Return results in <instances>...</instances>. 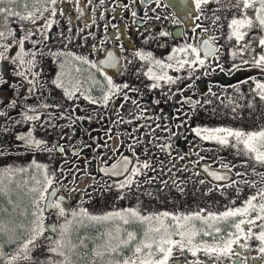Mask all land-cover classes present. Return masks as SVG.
Listing matches in <instances>:
<instances>
[{
  "label": "flooded vegetation",
  "instance_id": "flooded-vegetation-1",
  "mask_svg": "<svg viewBox=\"0 0 264 264\" xmlns=\"http://www.w3.org/2000/svg\"><path fill=\"white\" fill-rule=\"evenodd\" d=\"M206 7L207 5L201 6L203 15H200L192 3V7H186L187 14L181 18L168 6L166 0H55V13L51 14V9H47L43 14L45 16H39L36 19L37 23L33 26L30 22H16L15 17L10 18L14 19L15 24L17 23L16 26H13V30L17 28L20 32L19 35L22 34L21 23H23L25 31L32 30L33 36L25 41L26 48L35 47L44 53L49 51L65 53L63 56L58 55L55 60L49 55L43 57L40 84L53 78L58 66L63 63L65 74L79 80L80 91L93 98L101 97L102 89L107 90V81L96 69H91L87 64H82L67 54L85 55L99 64V61L103 60L111 51L116 66L105 64L100 67L108 76L112 77L114 83L121 85L126 83L128 89H133L129 91L122 88L119 93H115L114 97L109 99L107 105H104L92 104L85 100L79 91L75 94L78 98L68 101L63 97L62 90L53 89L49 93L40 89L38 84L36 93L28 99L29 104L59 103L60 108L50 107L44 110L45 115L50 114L53 117L51 122L57 127L73 124L72 120L66 118L68 115L88 119L90 111L104 109V117L97 118L100 119L98 123L83 130L79 142L68 150L63 148L62 144H57L59 148L64 149L63 153L57 151V147L55 149L64 159L63 162H68L71 166L77 183L74 186L66 185L62 183V176L58 175L56 184L51 185L49 189L56 187L54 197H63L62 204L69 211L73 207L80 206V203L87 197L89 188L97 180H123V176L114 177L99 171V168H110L113 164L121 162V158L124 156H128L134 163L136 157L126 147V145L136 147L132 140L133 137L141 142L137 156L141 160L149 159L151 164L148 169L142 170L134 180L136 186L132 184V188L143 192H152V196H155L159 192L170 193L169 191L176 182L175 186L182 188V191L180 189L179 191L184 193L187 212L204 209L201 215L207 216L209 211L219 213L228 208L243 207V201L249 195L255 196L257 190L262 187L264 165L251 159L250 156H246L242 145L235 149L230 144L221 146L214 141H202L191 132V128L197 125L224 126L223 118L225 116L227 124H229L228 127L244 128L245 131L259 130L262 127L255 123L250 128L241 127V122L236 119V113L232 111L233 107H238L240 103L236 94L238 89L235 88L234 83H230L225 90L217 86L219 83L215 81L219 77L216 74H211L210 77L208 65L206 69L193 68L190 70L185 67L179 72L175 69H168V75L175 78L174 82L166 84L160 81V87L149 89L147 85L153 81L143 74L148 66L147 61L141 62L133 56L136 49L145 51L142 43L147 42L148 39L157 40L156 46L159 52H153L154 56L166 59L167 52L171 51L173 46H179L186 42L197 43L206 36H213L214 43L219 45L216 53L218 56L222 49L219 32L201 33L200 29L196 27V25H200L209 29L208 18L204 16ZM49 18L53 20V23L45 29V34L48 36V39L45 40L38 29ZM174 20L179 23H174ZM161 31H166L170 35L160 37L158 33ZM32 39L37 41L35 46L31 43ZM158 44L164 46L158 47ZM9 51L14 53L15 46ZM209 59L211 63L215 57ZM6 62L0 61V74L6 66L12 67ZM77 67L80 68L79 72L76 71ZM137 69L140 71L138 72ZM154 71L159 72V69L154 67ZM231 75L235 77L238 73H231ZM93 79L96 83L93 82ZM161 84L167 86L164 87ZM178 89H182V91ZM125 93L129 97L127 100L124 99ZM11 94L10 89H4V92L0 93V99L6 102ZM23 94L24 90L21 91V95ZM182 97H189L198 103L191 105L186 103ZM205 100L208 103H204ZM132 101L135 103L133 104ZM73 105L74 107H72ZM2 108L3 105L0 104V109ZM62 110H67L65 118H61L59 115ZM19 111V107L9 110L11 119L3 117L0 120L10 125L9 122L13 117L19 116ZM84 119H76L74 123ZM92 137L96 139L93 141L90 139ZM115 141H117L116 147L113 146ZM84 144H90L91 147H84ZM97 144L100 145L99 148H96ZM157 145H168V147H157ZM93 148H95V152H93ZM145 148L148 150L147 153L143 152ZM74 150L77 152L74 153ZM67 155L72 159L69 160ZM97 156L99 160L94 158ZM225 164L229 166L227 169L222 167ZM128 170L130 171V169ZM86 171L92 172L88 174ZM210 171L219 173L221 178L219 180L213 178L209 175ZM238 173L239 175H237ZM167 186L171 188L165 190ZM125 196L126 194L123 195L124 200L123 197L121 198L123 201H120V205L126 203ZM143 196L144 193L138 194L140 198ZM138 200L141 201V199ZM254 202L258 203L259 198ZM94 210L98 211L99 215H103L112 209L105 207L103 210ZM47 213L49 221L47 220L45 225L48 222L56 223L58 230L59 219L55 210ZM254 215L256 212L252 210L249 212L248 218ZM238 219H243V217L237 214L236 217L229 218L228 223L210 221L222 229L220 233L213 232L207 225H201L198 220L194 221L197 227H204L210 233L208 236L199 234L197 240H206L211 244L214 239L221 241L226 239L230 231L236 232L231 224ZM248 227L247 224L241 225L245 232ZM251 227L253 233L259 232L261 222L255 221ZM44 233L46 234V229ZM101 233L105 234L106 232L101 231ZM237 235L238 240L232 245L230 254L216 256L201 252L198 254V259L204 264H264V253L259 251L260 242L255 236L245 238L243 235ZM245 244L247 247L243 246ZM186 255L187 260L195 259L191 254L186 253ZM174 260L176 264H184L180 259Z\"/></svg>",
  "mask_w": 264,
  "mask_h": 264
},
{
  "label": "snow or ice",
  "instance_id": "snow-or-ice-1",
  "mask_svg": "<svg viewBox=\"0 0 264 264\" xmlns=\"http://www.w3.org/2000/svg\"><path fill=\"white\" fill-rule=\"evenodd\" d=\"M196 8V12L203 15L201 12V6L207 5L209 0H192ZM14 0H0V19H2V25H0V61H7L12 65L10 68L11 76L17 77L19 79H14L9 82L8 76L5 74H0V89L5 85L11 90V97L4 100L0 99V104L3 108L0 109V118L9 117V110L19 107V117L18 120H13V124L23 123L25 130L18 132L16 139L22 141L21 147L26 150L31 151H45L52 152L56 149L57 145L53 143L52 148L47 147L48 141L43 137H37L35 131L37 128V122L40 124V130L43 131L45 127H53L51 123L53 117L48 114L45 115L44 110L51 108H60L59 103L49 104L47 102L39 104H29L28 99L36 93L37 85L39 84L40 89L51 93L53 89L62 90L63 97L68 101H72L75 98V94L79 91L80 95L84 97L85 100L90 101L92 104H104L107 105L110 98L114 97L115 93H119L120 90L128 89V85L125 83L123 85L113 82L111 76H108L101 65H115V58L112 52L109 51L107 56L97 62L92 61L85 55H75L73 53H68V56H72L75 60L80 61L82 64H87L91 69H96L99 74L107 81V90L102 89V96L98 98H93L90 95H86L83 91L79 89V80L70 78L63 71L64 64L61 63L58 66V70L55 76L50 80H45L44 83L40 84L39 79L42 76L43 69V57L45 55L52 56L55 60L58 55L63 56V52H47L44 53L40 49L35 47L26 48L25 41L33 36L31 29L25 31L23 23L20 24L21 35L17 37L14 33L12 27L9 26L10 18L16 17L18 21H27L34 23L35 19L42 16L47 9H51V14L56 11L55 0H33L31 9L25 13L20 11H14L12 5ZM22 7L25 9L29 8L27 3L23 4ZM221 7L226 9H236L232 13L231 18L227 19V36L221 34V39H231L235 38L237 45L241 44V41L245 39L246 33L251 32L253 28H256L257 32H251V35L255 38L256 43L261 49H264V0H229L227 4L221 5ZM238 13V14H237ZM221 17L215 12L212 15V23L216 27H221L218 21ZM174 23H179V21H173ZM53 23L51 18L45 20L43 26L38 30L41 32L43 39H48L45 34V29ZM200 29L201 33H207L208 29L196 25ZM160 37H167L170 33L166 31H161L158 33ZM148 39L147 37L145 38ZM33 46L37 43L35 39L31 40ZM15 46V52L11 53L9 50ZM43 46V45H42ZM163 44H158V47H163ZM253 46V40H247L242 46L236 49L237 52L243 53L246 49L249 54H251ZM219 45L214 43L213 36H206L197 43H183L179 46H173L171 51L167 52L166 59H160L154 56L151 51H144L142 49H136L133 56L141 62L147 61V69L143 74L149 77L153 83L147 85L149 89L160 87V81L164 83L174 82V77L168 75V69H175L179 72L181 69L187 67L188 69L193 68H207L210 63L211 57H215L218 61L219 56L216 55ZM202 53V55H201ZM229 55H232L231 50H229ZM39 57V59H38ZM131 63V60H129ZM242 63H249L248 61H242ZM39 66V70H38ZM219 66V65H217ZM260 68L264 72V51L256 53L251 61V65ZM154 67L159 69V72L154 71ZM232 68L235 69L236 65L233 64ZM76 71L79 72L80 68L77 67ZM139 72L140 69H137ZM223 71V69H221ZM191 75V72H189ZM253 79L254 88L252 89L259 98L264 101V82ZM93 82L96 81L93 79ZM51 86V87H49ZM21 89H24V94L21 95ZM129 91L133 89H128ZM182 91V89H178ZM129 97L124 94V99L127 100ZM182 99L191 105H195L198 101L191 100L189 97H182ZM133 104L135 101H132ZM204 103H208L207 100ZM74 107V105L72 106ZM66 111L62 110L60 112V117H66ZM67 119L72 120L74 123L76 119H84V117H74L73 115H68ZM183 123V122H181ZM7 131V129H5ZM167 131V129H165ZM191 132L199 137L202 141H214L221 146L231 145L232 148H238L242 145L243 152L246 156H250L251 159L264 165V127L259 130H249L245 131L240 128H233L228 126H194L191 128ZM175 135V133H173ZM93 141L95 137L90 138ZM133 143L136 145L133 148L132 145H126L128 150L136 157L133 163L128 156L121 158V163L119 168L116 164H113L110 168H99L101 172H108L112 175H123V180L116 183V188L121 190L119 198L124 195V189H131L134 180L141 174L142 170L149 168L151 161L149 159L141 160L137 156V152L140 151V141L132 138ZM84 147H91L90 144H84ZM100 145L97 144L96 148ZM106 147V145H105ZM157 147L167 148L168 145H157ZM59 151L63 153L64 149L59 148ZM147 149H143L144 153H147ZM95 152V148H93ZM103 155V153H101ZM99 160V157H94ZM246 163L247 161H243ZM35 164V161L32 162ZM63 163V161L61 162ZM37 168L45 170L46 166L42 164H37ZM223 168L227 169L229 166L227 164L222 165ZM120 169L125 171L121 172ZM130 169V171L128 170ZM7 174L11 177L13 170L7 169ZM15 171L23 172L25 169L17 168ZM209 175L213 178L219 180L221 178L220 174L215 171H210ZM239 175V173L237 174ZM53 183L52 176H49L47 172H44V182L35 181L33 187L29 189L31 193V204H32V219L28 224L19 223L13 228H9L7 224L0 221V232L9 235V242L14 238L16 229L21 230L22 237L26 235V238L22 239V243H19L18 249L12 255H6L2 250V245H0V257L4 259V264H15L18 260H29L31 259L29 255V248L36 247L37 239L42 235L45 230L44 225V214L45 210H55L58 217H64V222L59 224L60 232L58 233L56 239L50 242V246L47 251L50 253H55L62 257L60 261L54 262V264H75L72 260L73 250L76 245L73 244L70 239H68V233L70 231V225L73 223V218L85 214V209L80 208L79 212L75 209L71 211V215H68V208L62 204L63 197H52L46 195V190L49 185ZM161 183H164L161 181ZM262 187L257 190L256 195H249L246 200L243 201V207L228 208L226 211L219 213L209 211L207 216L201 215L204 209L199 211H192L186 214L180 212H170V211H160L154 214L142 215L135 208H126L120 211L106 212L103 215L89 216L90 220L94 221H106L112 220L114 218L119 219L124 224L130 222H139L145 227L143 228V233L137 235L133 231H128L126 236L120 234L119 227L116 229L115 240L117 243L113 244L111 242V233H105V239L102 244L94 245L92 248L93 257H103L105 254L109 256V259L105 264H176L173 259L174 253L179 255L191 254L195 259L187 260L185 259L184 264H204L203 261L198 259V254L203 252L208 255L220 254L228 255L232 245L237 242L238 235H243L245 238L249 236H255V238L260 242L259 251L264 253V181L261 182ZM4 188L0 187V192H3ZM56 188H52V192H55ZM182 191V189H180ZM239 192V189H237ZM259 198V202L254 201ZM11 203V201H9ZM255 210L256 215L248 218L250 211ZM24 213H21L23 215ZM239 214L243 219L235 220L231 224V227L235 228L236 232H229L226 239L213 240L209 244L206 240H197L199 234L203 236H208L210 233L204 227H197L194 221H200L201 225H207L215 233H220L222 229L216 226L215 223H210V221L219 222L224 221L228 223L229 218H234ZM170 219L171 223L167 220ZM255 221L261 222V230L259 232H252V225ZM242 224L249 225L247 231L241 228ZM247 247V244L243 245ZM128 249L129 254L124 255V250ZM67 250V251H66ZM146 250V251H145ZM87 255V253H85ZM113 256H123L122 259H112ZM49 264H53L51 257L48 258ZM95 264V261L92 262Z\"/></svg>",
  "mask_w": 264,
  "mask_h": 264
},
{
  "label": "rangeland",
  "instance_id": "rangeland-1",
  "mask_svg": "<svg viewBox=\"0 0 264 264\" xmlns=\"http://www.w3.org/2000/svg\"><path fill=\"white\" fill-rule=\"evenodd\" d=\"M6 2V0H5ZM229 0H209L207 4L206 10L204 11V16L208 18L209 24V33L213 34L217 31L221 37L227 36L228 29H227V19L231 18L233 12L236 9H226L221 7L223 4H227ZM27 3L29 5L28 9L22 7L23 4ZM40 3H43V0H40ZM33 4V0H14V4L12 5L14 11H20L21 13H25L26 11L31 9ZM3 6V5H0ZM216 13L221 17L220 21L217 23L221 24V27H216L212 23V15ZM238 14V13H237ZM45 16V15H42ZM16 22H18V18L15 17ZM37 23L36 19L35 22L32 23V26ZM17 24V23H16ZM15 22L10 21L9 26L13 28ZM223 25V28H222ZM17 33H16V32ZM256 28H253L251 32H257ZM251 32L246 33L245 39L241 41L240 45H237L235 38L231 39H222L221 44V51L218 53L220 59L217 61L216 59L213 62L209 63V73L210 77L212 75H218L219 79L215 82H218L222 89H227L230 83H234L235 88L238 90L236 94L240 99V103L237 106H234V111L236 113V119L241 122V127L246 126V128L253 127V123L257 126L259 124L264 127V101H262L259 96L252 90L254 88L253 79L259 80L264 82V72L260 70V68L250 66L251 61L254 58L256 53L264 51L261 49L255 41V38L251 35ZM14 33L19 36V31L16 28ZM36 39V38H35ZM253 40V46L251 50V54H249L248 50L246 49L243 53L237 52L236 49L246 43L247 40ZM157 40L156 39H148L147 42L142 43L143 49L145 51L150 50L152 52H159V49L156 46ZM229 50H231L232 55H229ZM155 54V53H153ZM242 61H248L249 63H242ZM8 65L9 63L6 62ZM235 64L236 68L233 69L232 65ZM219 65V66H217ZM10 66H6L5 70L2 74L8 76L9 82L17 77L11 76L10 73ZM223 69V71H221ZM231 73H238L235 77L231 75ZM234 77V78H233ZM19 79V78H18ZM161 86H167L161 84ZM4 89H7L5 85L2 89H0V93L4 92ZM24 89H21L23 91ZM89 118L81 120L80 122L73 123L69 126L65 125L62 127H57L53 124V127H45L43 131L40 130V124L37 122V128L35 131V135L37 137H43L48 141L47 147L52 148L53 143L62 144L65 149H69L74 144L79 142L80 136L87 127L91 126L92 124L98 123L100 119L99 117H104V109L99 111H90ZM20 117L17 115L13 117V120H18ZM227 117L223 118L224 126H227ZM11 122L10 125L0 120V187L4 188L3 192H0V199L3 197L4 200L7 199L8 205L5 208L0 202V221H3L5 224L8 225L9 228H13L16 224L25 223L28 224L31 219V212H32V204L28 208L29 219L28 222L21 221L16 213L15 209L16 203H14V198L9 196L10 193H15L16 187L18 184H25L28 187V190L33 187L35 181H40L41 184L44 182V172L46 171L49 176H52L53 184H56V179L58 175L62 176V183L70 185H76L77 181L76 178L73 176L72 168L69 163H61L64 161L62 157L54 150L52 152H45V151H31L26 150L25 148L21 147L22 141L16 139V135L18 132L25 130V126L23 123L21 124H13ZM105 121V120H102ZM7 129V131H5ZM244 129V128H243ZM258 129V127H257ZM66 133V134H65ZM66 157L71 160V156L67 155ZM35 161V164L32 162ZM37 164H42L46 166L45 170H41L36 167ZM17 168H23L25 171L18 172L15 171ZM7 169L13 170L11 177L7 174ZM91 173L92 171H86ZM119 181H103L97 180L93 186H91L88 190L87 197L85 200L80 203L79 207H73L69 212L68 215H71V211L75 209L79 212L80 208L85 209V214H81L78 217L73 218V223L70 225V231L68 233V239L76 245V248L73 250L72 260L75 264H82L85 260V264H92L95 261V264H105V262L109 259V256L105 254L103 260L101 257H93L90 254L88 260L86 257L88 256L80 254V251L88 248L92 251L94 245H100L103 243L105 236L101 231L110 232L111 233V242L113 244L117 243L115 240L116 236V229L119 227L120 234L126 236L128 231H133L137 233V235H141L143 233V228L145 227L143 224L139 222H130L128 224H124L117 218L112 220L106 221H94L90 220L89 216L99 215L98 211L94 209L103 210L105 207L112 209L110 212L113 211H120L122 207L125 208H135L139 213L142 215H149L154 214L160 211H170V212H180L183 214L187 212V206L184 202L183 192H180V187H176V182H174L173 187L170 186L165 187V190H168L170 193L159 192L157 195L152 196V192H143L134 190L131 186V189H124L123 192L126 194V203L124 205H120L121 200L120 194L121 190L116 188V183ZM136 182L134 181L133 184ZM49 185V187H51ZM136 186V184H135ZM48 187V189H49ZM47 189V190H48ZM46 190V191H47ZM139 193H144L143 198L138 197ZM167 194V195H166ZM29 198L31 202V193L29 192ZM21 198H18L19 201ZM138 199H141L139 201ZM9 200L13 204L9 203ZM16 200V199H15ZM7 207L9 209L5 210ZM57 216V215H56ZM59 224L64 222V217H58ZM44 225L45 222L48 220V213L44 214L43 217ZM49 221V220H48ZM168 223H171V220H167ZM51 223V222H48ZM56 224V223H55ZM57 225V224H56ZM105 226V227H102ZM45 231V230H44ZM100 231V232H99ZM60 232V228L56 231L55 236L53 239H48L46 234L43 232L42 235L37 239L36 247L29 248V255L31 259L29 260H18L15 264H49L48 258L51 257V260L54 262L60 261L63 259L59 255L55 253H50L47 251L48 247L50 246V242L56 239L58 233ZM139 232V233H138ZM9 235L3 232H0V245H2V250L6 255H12L17 249L19 243H22V239L26 238V235L22 237L21 230L16 229L14 238L9 242ZM103 237V238H99ZM67 251V250H66ZM128 249L124 250V255L129 254ZM146 251V250H145ZM85 253V252H84ZM123 256H113L112 259H122ZM173 259H180L181 261H185L187 259V255H179L175 254ZM88 262V263H87ZM0 264H4V259L0 257Z\"/></svg>",
  "mask_w": 264,
  "mask_h": 264
},
{
  "label": "trees",
  "instance_id": "trees-1",
  "mask_svg": "<svg viewBox=\"0 0 264 264\" xmlns=\"http://www.w3.org/2000/svg\"><path fill=\"white\" fill-rule=\"evenodd\" d=\"M10 21L14 22V19L12 18L10 19ZM0 23H2L1 19H0ZM16 187L18 188L16 189L15 193L14 192L10 193L9 196H12L14 198V201H15L14 203H16L15 205L17 207L15 211L18 214V217L20 218V220L21 221L23 220V222H28V219H29L28 208L30 207V204H31V202L29 201L30 200L29 191H27L28 187L25 184H18ZM3 197L0 199V202H2V205L5 208L6 206H9V205H8L7 199L4 200L5 198ZM18 198H21V199L18 201L17 200ZM10 204H13V203L11 202ZM7 209H9V207H7L5 210ZM21 213H24V214L21 215ZM84 252L88 254V256L86 257V259L88 260L90 254H92V251L86 248L85 251L84 250L80 251V254H83V256H85ZM85 263L86 261L84 260L82 264H85Z\"/></svg>",
  "mask_w": 264,
  "mask_h": 264
},
{
  "label": "water",
  "instance_id": "water-1",
  "mask_svg": "<svg viewBox=\"0 0 264 264\" xmlns=\"http://www.w3.org/2000/svg\"><path fill=\"white\" fill-rule=\"evenodd\" d=\"M166 3L168 4V6H170L174 11L175 13L180 16L181 18L184 16V14H187L186 12V7H192V2L191 0H166ZM117 145V141H115L113 143V146L116 147ZM78 150V149H77ZM77 150H74L73 152L76 153ZM57 151H59V147L57 146ZM121 162L117 163V167H119L118 165H120ZM121 172L125 171L123 169H120ZM105 174H109L111 176H114V177H121L123 175H112L111 173H108V172H103ZM53 188V187H52ZM52 188H50L46 194L48 196H52L54 197L55 196V192H52ZM56 188V187H55ZM45 212H49V210H45ZM46 229H47V237L48 239H53V236H54V233H56L57 231V225L54 224L53 222L51 223H47L45 225Z\"/></svg>",
  "mask_w": 264,
  "mask_h": 264
}]
</instances>
